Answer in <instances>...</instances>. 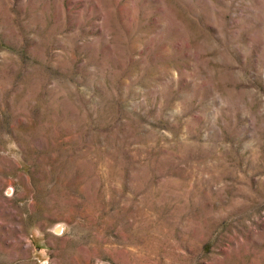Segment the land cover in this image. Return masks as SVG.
Masks as SVG:
<instances>
[{"label": "rangeland", "instance_id": "obj_1", "mask_svg": "<svg viewBox=\"0 0 264 264\" xmlns=\"http://www.w3.org/2000/svg\"><path fill=\"white\" fill-rule=\"evenodd\" d=\"M0 264H264V0H0Z\"/></svg>", "mask_w": 264, "mask_h": 264}]
</instances>
